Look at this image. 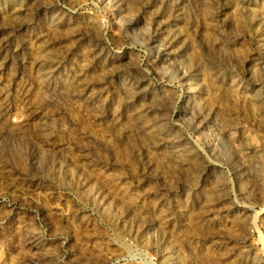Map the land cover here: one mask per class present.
<instances>
[{
  "label": "rangeland",
  "instance_id": "obj_1",
  "mask_svg": "<svg viewBox=\"0 0 264 264\" xmlns=\"http://www.w3.org/2000/svg\"><path fill=\"white\" fill-rule=\"evenodd\" d=\"M0 264H264V0H0Z\"/></svg>",
  "mask_w": 264,
  "mask_h": 264
}]
</instances>
